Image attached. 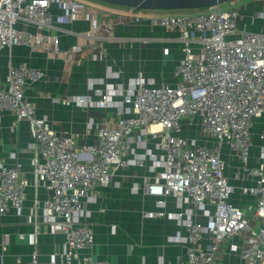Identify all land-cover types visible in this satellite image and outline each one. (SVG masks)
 <instances>
[{
  "label": "built area",
  "instance_id": "2783aa9c",
  "mask_svg": "<svg viewBox=\"0 0 264 264\" xmlns=\"http://www.w3.org/2000/svg\"><path fill=\"white\" fill-rule=\"evenodd\" d=\"M229 2L228 7L222 3L154 19L165 30L176 32L182 44L176 82L134 81L123 100L129 114L112 125H99L97 145L83 152L71 136L59 134L50 119L40 116L26 95L29 84L41 81L45 70L27 61L10 66L0 83V114L8 111L28 122L35 153L29 171L21 161L8 164L0 159V214L12 208L21 214L28 188L40 184L47 197L35 203L42 202L43 221L51 233L66 236L63 250L52 253L49 260L33 252L29 260L15 264H110L107 258H94V229L79 216L93 188L111 184L114 170L131 162V135L136 128L160 136L164 151L163 169L145 183L146 191L160 198L178 195L210 217L203 224L193 214L175 213L187 230L188 250L180 264H226L220 253L222 240L236 234L244 236L241 264H264V153L256 159L252 154V128L259 117L263 118L259 137L264 141V0H253L251 7L239 0ZM54 8L60 13L55 14ZM84 13L90 11L82 0H0V49L26 44L33 52L61 53V40L50 31L56 23L73 22ZM84 36L95 37V29ZM108 100L103 94L99 105H107ZM195 119L199 139L183 134L185 128L192 129ZM153 124L160 129H150ZM225 152L238 159L236 177L243 182L242 192L256 197L251 216L232 201L236 186L226 172ZM143 215L161 217L165 211L146 210ZM205 233L211 236L207 247L199 244Z\"/></svg>",
  "mask_w": 264,
  "mask_h": 264
},
{
  "label": "crops",
  "instance_id": "0c3cea01",
  "mask_svg": "<svg viewBox=\"0 0 264 264\" xmlns=\"http://www.w3.org/2000/svg\"><path fill=\"white\" fill-rule=\"evenodd\" d=\"M82 1L89 14L84 13L73 22L56 23V28L50 31L60 38L63 52L44 49L33 52L26 44L0 49V83L5 81L10 66L23 61L45 70L41 81L29 84L26 95L37 113L50 119L59 134L73 138L80 152L97 145L99 125H112L121 115L129 114L123 100L134 81L153 85L175 83L176 65L182 53L178 34L154 22L166 12L135 11L101 0ZM53 12L58 14L60 10L54 8ZM137 17L140 19L136 20ZM89 29H95V37L84 36ZM28 30L35 32L31 26ZM103 94L109 100L107 105L100 106ZM67 97H84L87 101L66 104ZM262 123L263 118H256L252 128L255 159L264 153V141L259 137ZM150 129L158 130L160 125L153 124ZM187 129L184 135L196 137L187 134ZM131 139V162L114 170L111 184L93 188L79 216L94 229L95 244L91 252L94 258H107L110 264H180L188 250L187 230L183 219L175 213L193 214L203 224L210 217L178 195L160 198L149 194L145 183L153 181L163 169L161 137L136 128ZM34 153L28 122L18 120L11 112H2L0 159L8 164L21 161L29 171ZM86 155L82 153V158ZM224 157L228 161L227 175L236 186L232 201L251 216L256 197L241 190L243 182L236 177L237 157L226 152ZM46 197L43 185H31L21 214L13 208L0 214V264L29 260L33 252L41 260H49L52 253L63 250L66 236L49 231L43 221L42 202L35 203V199L42 201ZM207 208L212 210L213 206ZM159 209L165 211L164 216L143 215V211ZM243 239L242 234H236L222 240L220 253L226 264H241ZM210 241L211 236L205 233L199 244L207 247ZM231 244L235 247L231 248Z\"/></svg>",
  "mask_w": 264,
  "mask_h": 264
},
{
  "label": "water",
  "instance_id": "95a60500",
  "mask_svg": "<svg viewBox=\"0 0 264 264\" xmlns=\"http://www.w3.org/2000/svg\"><path fill=\"white\" fill-rule=\"evenodd\" d=\"M110 4L131 7L135 11L151 10H182L206 8L232 0H101Z\"/></svg>",
  "mask_w": 264,
  "mask_h": 264
},
{
  "label": "rangeland",
  "instance_id": "374dc122",
  "mask_svg": "<svg viewBox=\"0 0 264 264\" xmlns=\"http://www.w3.org/2000/svg\"><path fill=\"white\" fill-rule=\"evenodd\" d=\"M249 3V7H251L252 5H254V3H253V0H239V3ZM225 7H228L229 5H230V2H226L225 4H223ZM258 5V8L260 9L261 7H260V5L259 4H257ZM188 11H190V10H188ZM197 12H199V11H203V10H196ZM248 11H250V9L248 10ZM186 13H189V12H187V11H185ZM166 13H182L181 11H171V12H166ZM258 21H260V19H258ZM197 123V119H195L194 120V124H193V126H192V129L190 130V132H189V129H187L186 131V133L187 134H189V135H194V136H196V137H199L200 135H201V131H200V127L198 126V124H196Z\"/></svg>",
  "mask_w": 264,
  "mask_h": 264
},
{
  "label": "trees",
  "instance_id": "16d2710c",
  "mask_svg": "<svg viewBox=\"0 0 264 264\" xmlns=\"http://www.w3.org/2000/svg\"><path fill=\"white\" fill-rule=\"evenodd\" d=\"M208 7H206V8H199V9H182V10H161V11H163V12H171V11H181L182 13H185V11H187V12H197L196 10H205V9H207ZM188 10H190V11H188ZM167 14H177V13H167Z\"/></svg>",
  "mask_w": 264,
  "mask_h": 264
},
{
  "label": "bare ground",
  "instance_id": "6f19581e",
  "mask_svg": "<svg viewBox=\"0 0 264 264\" xmlns=\"http://www.w3.org/2000/svg\"><path fill=\"white\" fill-rule=\"evenodd\" d=\"M108 74V73H107Z\"/></svg>",
  "mask_w": 264,
  "mask_h": 264
}]
</instances>
